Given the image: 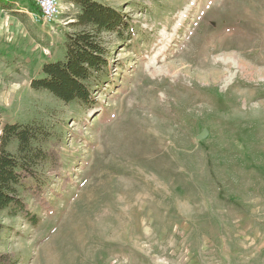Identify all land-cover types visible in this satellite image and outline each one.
Returning <instances> with one entry per match:
<instances>
[{"label":"rangeland","instance_id":"374dc122","mask_svg":"<svg viewBox=\"0 0 264 264\" xmlns=\"http://www.w3.org/2000/svg\"><path fill=\"white\" fill-rule=\"evenodd\" d=\"M98 1L128 25L103 34L111 68L86 106L32 87L65 58L80 7L60 0L50 24L32 0H0V136L45 124L62 162L43 179L46 205L28 197L37 226L3 213L0 252L18 264H264V0Z\"/></svg>","mask_w":264,"mask_h":264},{"label":"trees","instance_id":"16d2710c","mask_svg":"<svg viewBox=\"0 0 264 264\" xmlns=\"http://www.w3.org/2000/svg\"><path fill=\"white\" fill-rule=\"evenodd\" d=\"M80 7L73 26L66 33V54L60 61L42 68L43 76L32 81L35 89H44L66 103L78 101L86 106L97 103L96 92L104 74L111 68V50L104 33L123 36L128 20L125 13L98 0H73ZM2 126L0 118V127ZM51 128L38 122L6 123L0 136V242L5 228L3 213L24 217L37 226L28 197L46 205L43 179L58 174L62 167L59 142L55 144ZM16 144L15 152L10 150ZM0 264H18L13 253L0 252Z\"/></svg>","mask_w":264,"mask_h":264},{"label":"built area","instance_id":"2783aa9c","mask_svg":"<svg viewBox=\"0 0 264 264\" xmlns=\"http://www.w3.org/2000/svg\"><path fill=\"white\" fill-rule=\"evenodd\" d=\"M40 12L42 13L44 19L48 23L55 22L59 13V2L60 0H32Z\"/></svg>","mask_w":264,"mask_h":264},{"label":"water","instance_id":"95a60500","mask_svg":"<svg viewBox=\"0 0 264 264\" xmlns=\"http://www.w3.org/2000/svg\"><path fill=\"white\" fill-rule=\"evenodd\" d=\"M209 134V131L207 129H204L202 131V133H200L198 136H197V139L198 140H202V139H205Z\"/></svg>","mask_w":264,"mask_h":264}]
</instances>
